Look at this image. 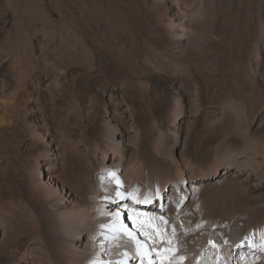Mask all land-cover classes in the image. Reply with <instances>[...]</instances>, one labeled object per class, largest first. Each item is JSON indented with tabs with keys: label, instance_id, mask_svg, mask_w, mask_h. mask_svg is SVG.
Returning <instances> with one entry per match:
<instances>
[{
	"label": "rangeland",
	"instance_id": "rangeland-1",
	"mask_svg": "<svg viewBox=\"0 0 264 264\" xmlns=\"http://www.w3.org/2000/svg\"><path fill=\"white\" fill-rule=\"evenodd\" d=\"M66 31L79 54L62 70ZM117 124L127 148L106 137ZM250 139L264 143V0H0V264L28 255L7 224L35 226L92 169L143 165L162 194L201 144Z\"/></svg>",
	"mask_w": 264,
	"mask_h": 264
},
{
	"label": "bare ground",
	"instance_id": "bare-ground-1",
	"mask_svg": "<svg viewBox=\"0 0 264 264\" xmlns=\"http://www.w3.org/2000/svg\"><path fill=\"white\" fill-rule=\"evenodd\" d=\"M58 39L63 70L79 53L73 33ZM106 137L128 146L119 124ZM225 143L201 144L193 164L169 171L162 194L143 165L126 180L106 166L92 169L86 193L50 200L33 227L7 224L28 250L7 264H264V143Z\"/></svg>",
	"mask_w": 264,
	"mask_h": 264
},
{
	"label": "snow or ice",
	"instance_id": "snow-or-ice-1",
	"mask_svg": "<svg viewBox=\"0 0 264 264\" xmlns=\"http://www.w3.org/2000/svg\"><path fill=\"white\" fill-rule=\"evenodd\" d=\"M118 195H121L120 193H118Z\"/></svg>",
	"mask_w": 264,
	"mask_h": 264
}]
</instances>
